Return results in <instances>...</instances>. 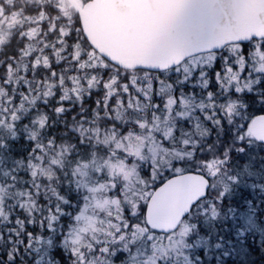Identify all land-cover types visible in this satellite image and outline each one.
I'll return each instance as SVG.
<instances>
[{
	"label": "snow or ice",
	"instance_id": "1",
	"mask_svg": "<svg viewBox=\"0 0 264 264\" xmlns=\"http://www.w3.org/2000/svg\"><path fill=\"white\" fill-rule=\"evenodd\" d=\"M12 7L15 9L16 6ZM22 12L34 26L27 35L21 33L22 39L35 38L40 29L47 26L49 33H56V44L83 46L79 20L73 19L70 30L63 24L58 28L57 23L67 17L60 14L59 7L51 0H38L35 6L23 7ZM0 15H7L3 7H0ZM188 23L194 25L195 21L190 19ZM211 52L210 64H198L191 72L184 69L187 73L184 77L180 75L179 65L171 66L167 73L149 70L157 73L153 89L167 76L176 97L186 91L185 86L196 88L197 81L206 80V85L200 89V98L210 102V107L196 109L195 114L204 121L208 134L195 145L185 142L186 148L194 149L190 153L191 159L172 160L167 167L159 161L153 164L147 159L137 160L136 170L145 180L141 198L132 195L136 189L126 186L125 181L108 175L103 163L95 164L94 153L88 150L84 139L77 136L76 146L68 154L64 168L58 169L60 183L55 195L46 198L37 195L39 210L31 215H18L15 219L19 227L9 225L16 228L15 233L0 231V264H67L66 256L71 258L72 264H92L93 260H99L101 264H256L250 259L253 253H260V262L264 264V137L253 132L254 123L264 120V36L240 41L235 51L223 46L212 48ZM80 55L83 57L85 53ZM189 59L185 57L181 63L186 64ZM108 74L107 67L101 70L102 79ZM228 74L231 79H226ZM173 78H176L175 82ZM124 87H129L127 76ZM99 92V88L89 89L88 99ZM13 99L15 101L17 97ZM156 101L153 112L158 113L163 105L159 98ZM69 103L71 101L65 99L57 101V116L66 114L64 108ZM95 104L100 105L102 101L97 99ZM102 110L97 107V111ZM204 113H208L207 118ZM104 119L106 123H115L109 117ZM25 120H28L27 124ZM3 123L0 121V125ZM177 125L179 131L174 129L173 138L177 135L187 137L190 128L187 120H177ZM17 126L22 127L27 136L34 120L27 115H18L8 124L10 134L0 136V167L4 165V152L9 150L10 142L20 138ZM127 127L128 124L123 126ZM40 131L42 133L44 129ZM49 136L51 139L45 142L54 146L57 138L51 131ZM160 140L166 147L174 146L163 136ZM34 143L29 140L27 157H18L13 160V165L34 158L39 151V148L31 147ZM103 156L107 160L120 158L127 164L133 162L131 156L119 150L113 156L104 149ZM210 161L218 168L214 175L206 171ZM90 165L94 167L90 168ZM181 172L198 173L204 176L208 185L204 195L182 217L189 222L191 231L179 245L169 241L165 246L164 241L170 233L152 227L146 219L151 200L149 189L155 192L165 183L164 177H175ZM9 174L18 175L19 170L7 168L4 175ZM23 183L28 187L26 180ZM97 186H100L98 194L120 202L119 226L110 242L97 243L87 251H69V237L80 221L82 209L92 194L97 193ZM136 188H139L138 184ZM20 212L23 213V209ZM221 217L223 221L218 226ZM157 238H160L158 243Z\"/></svg>",
	"mask_w": 264,
	"mask_h": 264
},
{
	"label": "rangeland",
	"instance_id": "2",
	"mask_svg": "<svg viewBox=\"0 0 264 264\" xmlns=\"http://www.w3.org/2000/svg\"><path fill=\"white\" fill-rule=\"evenodd\" d=\"M75 1L82 3L84 0ZM51 2L59 7L61 15L67 17L62 24L70 30L73 18L76 16L72 1L51 0ZM37 3L38 0H0V7H3L7 12V15H0V49L3 43L11 41L16 31L18 39H21V33L27 35L29 30L34 27L25 19L22 8L35 6ZM13 5L16 6L15 9H13ZM46 29L45 26L40 29L41 34L35 38L27 39L23 55L17 61L14 60L11 63L7 79L1 80L13 86V91L16 93L14 97H17V99L14 101V97L9 96L5 99L2 98L1 102L10 105L15 112H18L22 106L28 109L37 105L48 104V99L53 96L56 97L57 101L59 99L71 101L68 104L69 106L73 103L80 105L86 91L89 95V89L99 88L100 93L103 94L102 104L91 108L89 110L90 115L87 117L84 115L83 117L77 116V112L73 114V117L70 118L71 124L66 131V134L70 137V140L66 142L67 146L57 143L56 147L51 150V144L45 145L42 142L40 145L43 146V149L40 146L35 147L39 148V151L33 159L25 163V171L22 172V178L27 181L28 187L20 186L21 184L18 187L14 181L1 183L3 178L0 177V226H8L16 222V219L12 218L13 216L31 215V213L37 212L40 207L36 203L37 195L45 198L55 195L56 188H53V185H56L58 179L56 172L60 168L59 163H61L62 158L67 157L74 150L77 136L84 139L86 145L90 141L98 145L97 147L101 150L110 147L111 149L107 148V150L113 156L118 150L127 156H131L133 158L131 164L125 163L120 158L99 159L102 156H96L97 159L94 158V160L95 164H104L108 175L119 177L125 181L126 186L135 188L136 191L132 195L142 198L145 180L140 177L136 170L135 162L137 160L147 159L153 164L159 161L160 164L167 167L172 160L191 159L190 153L194 149L183 146L186 141L181 142L183 145L179 143L178 136L180 135L173 138L174 129L179 131L180 127L177 125V120H187L188 125H191L189 129H191L193 141H189V144L195 145L208 134L204 121L195 114L196 108H199L200 100L192 96L194 93L201 92L199 90L206 85V80L197 81L198 87L196 88L185 86L186 91L178 97L177 103V97H174L173 90L168 82L165 83V80L158 82L154 90L153 81L155 79H146L147 76L152 77V75L146 73L125 74L109 69L110 75L102 79L101 70L104 66L90 48L88 50L84 47V43L82 47L79 45L72 47V50L71 44H69V51L66 50V43H62L60 48L62 53L58 56L63 61L64 72L58 75L57 82L48 86L39 84L40 81H37L35 71L41 66L48 67L50 65L48 56L40 59V52L43 47L39 43L43 37H47L49 34L48 30L42 34ZM51 44H54V42ZM229 50L235 51L236 49L230 46ZM81 53H85V55L79 57ZM212 55L213 53H209L194 58L191 57L186 64L180 65L181 77L187 75L184 69L191 72L198 64H210ZM125 76L129 78L127 81L129 87L127 88L124 87L122 81ZM226 79H231V74H228ZM105 84H107V87H105ZM154 91L155 93L158 91L157 95L163 100V108L158 113L153 112L156 103H154L152 110L147 111L148 108L152 107L153 102L151 101L153 100L151 97H154ZM109 101L111 102L109 103ZM175 104H183L184 110L180 113L175 111L173 114L170 113L171 116H168ZM193 104L196 106L194 107ZM97 107L103 110L97 111ZM30 110H33V108ZM32 114H34L32 117L36 118L34 126H30L32 129H36L39 124H46L48 115L44 108L39 107L37 112H32ZM204 115L207 118L208 113H204ZM105 117H109L115 123H106ZM0 121L5 122L0 125V128L6 130L5 124L8 125L9 123L1 113ZM125 124H128L127 128H123ZM133 124L135 127L132 126ZM122 129L123 134H121ZM7 132L9 133V131ZM161 136L174 146H164L160 140ZM196 136L200 137L196 139ZM210 166L216 167V165L210 161L206 169L208 173L214 175L215 173L208 169ZM91 167H94V165H90ZM161 176H163V171H161ZM23 179L19 183H22ZM80 179L83 180L84 177L81 176ZM148 183H151V181L149 180ZM137 184L139 188H136ZM29 188L31 191H29ZM99 191L100 186H97L95 199L87 204L90 206L86 205L82 209L80 221L68 240L69 251L73 249L77 251L85 249L87 251L97 243H107L113 239V233L119 226L120 202L107 195L98 194ZM150 191L151 189H149V193ZM20 209H23V213L20 212ZM10 230L14 231L7 228L6 232ZM190 231L189 222L184 220L179 229L170 234L168 239L164 241V245L167 246L169 241L179 245ZM159 240L160 238H157V243ZM92 264H101V262L93 260Z\"/></svg>",
	"mask_w": 264,
	"mask_h": 264
},
{
	"label": "water",
	"instance_id": "3",
	"mask_svg": "<svg viewBox=\"0 0 264 264\" xmlns=\"http://www.w3.org/2000/svg\"><path fill=\"white\" fill-rule=\"evenodd\" d=\"M81 32L104 59L122 69H170L185 57L264 36V0H87L75 2ZM195 21L190 25L188 21ZM264 137V120L253 125ZM208 181L176 175L151 193L148 223L174 232Z\"/></svg>",
	"mask_w": 264,
	"mask_h": 264
},
{
	"label": "trees",
	"instance_id": "4",
	"mask_svg": "<svg viewBox=\"0 0 264 264\" xmlns=\"http://www.w3.org/2000/svg\"><path fill=\"white\" fill-rule=\"evenodd\" d=\"M28 7V6H27ZM73 19H77L76 16ZM63 21H59L57 23V27L59 28V25L62 24ZM47 27V26H46ZM48 29L45 30V32H43L42 34L46 33ZM41 34V33H40ZM56 33H49L47 35V37H43L40 41V46L43 47L42 51L40 52V59L43 58L44 56H48L49 59V63L50 65L48 67H40L38 70L35 71V77L37 78V81H40L39 84H44L45 86L50 85L51 83L57 82V78L58 75L64 72V64L63 61L61 60V57H59L58 55H60L62 53V51L60 50V48L62 47V44H56L54 41V37H55ZM81 40L84 43V47H86L89 50V46L87 44V42L85 41V39L83 38V36H81ZM52 42H54V44H51ZM27 43V40L25 39H18L17 37V31L15 32V35L13 36V38L11 39V41L5 45L4 49L0 51V113L5 116L6 120H8V123H11L14 117L19 116H25L27 115L29 119L34 120V122H36V118L34 119L32 116H34V114H32V112H37V109L40 108H44L46 111V114L48 115V120H46V124H39L37 125L38 127L36 129H32V127H30V131L29 134L26 136L24 130L22 127L17 126V129L19 131V136L20 138L13 142H10V146H9V150L4 152V157H5V161H4V165L3 167H0V177H2V181L3 182H11L14 181L15 185L18 186H23V182L25 181L22 177V172L25 171V163H28L29 160H25V162L23 164H18V165H13V160L17 159L18 157H27L28 152L27 149L30 147L29 145V140H34L35 143L33 145H31V147H37L40 146V148L43 149V146L40 145V143L44 142L45 145L47 144H51L50 148L51 150L56 147L57 143L62 144L63 146H67L68 144L66 143L68 140H70V137L66 134L67 128L69 127V125L71 124V120L70 118L73 117V114L78 112L80 113L83 110L84 116H88L90 115L89 110L91 108H94L95 106H97L95 104V101H97V99L102 100L103 98V94H101L99 92V95H92L91 99H88V95H87V91L83 94L84 96L83 98V102L81 103V105L77 104H72L71 106L67 105L64 108L65 111V115L63 116H57V113L55 111V109L57 108V100L56 97L53 96L52 98L48 99V104H41V105H37L36 107H30L28 109H26L25 107H21V109L18 112H15V110L8 104H3V102H1V99H5L6 97H14V94H16L13 90V86H11V84L5 83L3 81H1L2 79L6 80L8 77V73L9 70L11 68V63L14 60H18L20 58L21 55H23V50L25 48V45ZM70 43H66V47L68 50L69 49V45ZM230 47V46H229ZM231 47H235L236 50H238L239 45H232ZM71 50H72V46H71ZM69 51V50H68ZM94 54L100 59V63L103 64L104 68L107 67L108 69L114 70L115 72H123L121 69L113 66L112 64L108 63L107 61H105L104 59H102L99 55H97L95 52ZM81 55H79L80 57ZM141 72V71H140ZM139 71L137 73H140ZM110 73V71H109ZM131 71H126L125 74H131ZM53 74V75H52ZM110 75V74H108ZM13 93V94H12ZM70 104V103H69ZM74 106V107H73ZM63 107V106H62ZM31 108H33V110H30ZM68 109H72L71 111H69ZM25 110V112H24ZM25 124L28 123V120L24 121ZM6 130L3 128H0V136L3 137H7L10 134V130L8 125H6ZM43 128L44 131L41 133L40 129ZM9 131V133L7 132ZM49 131H51L52 136H55L57 139L55 140V145L53 146L52 143H46L45 140L48 139L50 140L51 137L49 136ZM208 131V128H207ZM30 133H36L35 136H32ZM197 138L200 136H196ZM11 157V158H9ZM68 156L65 158L61 159V163L60 164V168L59 170H62L67 162ZM15 168L17 170H19V174L18 175H13V174H9L8 176L4 175V172L7 168ZM212 167V166H211ZM207 169V168H206ZM209 170H214V173L218 170V168H208ZM56 174H58V171L56 172ZM9 179V180H8ZM23 179L22 183H19L20 180ZM60 183L59 179H57L56 181V185H53V188H56L57 185ZM19 187V186H18ZM41 196V195H40ZM42 197V196H41ZM44 197V196H43ZM203 202V201H202ZM227 205H225L226 207ZM195 210V209H194ZM193 210V211H194ZM23 215V214H21ZM12 218H16L15 216H13ZM11 221V219H10ZM223 221V217L221 218V220L217 223L218 226L220 224H222ZM9 225H16V228L19 227V225L17 224V221L14 222L13 224H9ZM8 226H0V231H3L5 234L6 229H13L14 233L16 231V228H10ZM57 259H59V257H57ZM65 259L67 260V264H72V260L70 257H65ZM250 259L255 260L256 264H261L260 262V253H253L250 257Z\"/></svg>",
	"mask_w": 264,
	"mask_h": 264
},
{
	"label": "flooded vegetation",
	"instance_id": "5",
	"mask_svg": "<svg viewBox=\"0 0 264 264\" xmlns=\"http://www.w3.org/2000/svg\"><path fill=\"white\" fill-rule=\"evenodd\" d=\"M42 41V40H41ZM9 43V41H7V42H5V43H3L2 45H1V49L0 50H3L4 49V47H5V45H7ZM239 45V44H238ZM183 64V63H182ZM182 64H180V65H182ZM179 65V66H180ZM122 70V69H121ZM169 70V69H168ZM168 70H164L163 72H167ZM123 72H121V73H125L126 71H131L132 73H137L138 71L141 73V74H144V73H146V74H149V75H152V77L151 76H147V77H145L146 79H148V80H153V79H156V77H157V73L156 72H150V71H147V70H122ZM137 75V74H136ZM129 80V78L127 77V81ZM165 81V83H167L168 82V84L169 85H171L170 83H169V81H168V78L167 77H165V79H164ZM122 81L124 82V77H123V79H122ZM123 82H121V83H123ZM173 82H175V79L173 78ZM158 84V83H157ZM171 88H172V85H171ZM200 91V90H199ZM194 92H196V90H194ZM157 93H158V91L155 93V97H151V99L153 100V101H151V102H153V104H152V107L151 108H148L147 109V111L149 112L150 110H152V108L154 107V103H156L157 101H156V98H159V102L163 105V100L157 95ZM188 93V92H187ZM202 94V92H197V93H195V95H192V96H195L198 100H200V103H199V108H208V107H210V102H208V101H206V100H201V95ZM174 97H176V96H174ZM177 99L179 100V98L177 97ZM81 105V104H80ZM193 106L195 107L196 105L195 104H193ZM163 108V107H162ZM199 108H196V109H199ZM182 110H184V106H183V104L182 105H179V104H175V106L172 108V112H169L168 113V116H171L170 115V113H172L173 114V112H175V111H179V113L182 111ZM196 111V110H195ZM81 112H83V110L81 111ZM80 112V113H81ZM80 113H76V115L78 116V115H80ZM81 116V115H80ZM83 117V116H82ZM168 118V117H167ZM191 126V125H190ZM190 130L191 129H189V132H188V135H187V137H185V136H182V135H180V136H178V141H179V143H181V142H183V141H187V143L189 144L191 141H193V136H192V134H191V132H190ZM196 139H197V137H195ZM190 141V142H189ZM89 143H87V147L89 148V151H91V152H93L94 153V158H96L97 159V157L96 156H102V157H99V159H104V157H103V150H101L100 148H98L97 146L98 145H95L94 143H90L89 145H88ZM182 144V143H181ZM183 145V144H182ZM183 146H185V145H183ZM107 148H109V149H111L110 147H106L105 149H107ZM101 153V154H97V153ZM209 168H211V169H213V168H215L214 166H210ZM183 173H187V172H181V173H179V174H183ZM178 174V175H179ZM210 174V173H209ZM211 175V174H210ZM164 179H165V181L167 180V179H169L168 177H164ZM152 193V190L150 191V194ZM95 197H96V193H93L92 194V198L90 199V201L89 202H91V201H93L94 199H95ZM202 203V202H201ZM87 206H90V205H87ZM194 210V209H193Z\"/></svg>",
	"mask_w": 264,
	"mask_h": 264
}]
</instances>
